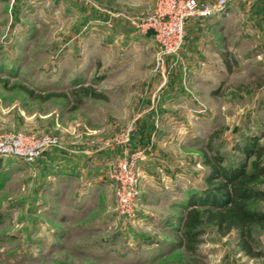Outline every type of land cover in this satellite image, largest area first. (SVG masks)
I'll return each mask as SVG.
<instances>
[{"label":"rangeland","instance_id":"374dc122","mask_svg":"<svg viewBox=\"0 0 264 264\" xmlns=\"http://www.w3.org/2000/svg\"><path fill=\"white\" fill-rule=\"evenodd\" d=\"M158 4L0 0V136L55 142L33 162L0 154V264H264L258 227L262 257L211 224L196 254L176 247L191 196L208 191V142L229 166L264 145V0L189 20L171 54L154 37L171 19L141 28ZM80 85L104 97L78 105ZM135 152L127 216L112 176Z\"/></svg>","mask_w":264,"mask_h":264},{"label":"trees","instance_id":"16d2710c","mask_svg":"<svg viewBox=\"0 0 264 264\" xmlns=\"http://www.w3.org/2000/svg\"><path fill=\"white\" fill-rule=\"evenodd\" d=\"M229 66V65H228ZM33 95V90H25ZM76 104L84 97H104L96 94L92 87L80 85L71 91ZM63 96H66L65 94ZM203 152L208 166L206 182L208 191L204 195L191 196L190 207L180 219L179 238L176 247L189 254H196L205 224H211L221 235L235 232L238 247L249 257H262L259 240L254 227L264 231V191L256 183L264 175V145L257 141L242 149L245 160L239 165H226L224 156L212 140ZM203 205V209L198 206Z\"/></svg>","mask_w":264,"mask_h":264},{"label":"built area","instance_id":"2783aa9c","mask_svg":"<svg viewBox=\"0 0 264 264\" xmlns=\"http://www.w3.org/2000/svg\"><path fill=\"white\" fill-rule=\"evenodd\" d=\"M230 0H217L215 4L201 3L198 0H159L153 16L142 19L141 28L144 32L157 31L161 22L171 19V27L162 34H155L159 48L166 54L178 51L186 41L185 27L191 19H208ZM253 1V0H248ZM166 6V7H165ZM169 8L168 12H164ZM54 140L44 137L41 140L28 141L24 136H0V154L23 159L26 162L35 161L48 147L54 145ZM142 159L141 152L130 154L119 162L118 169L113 174L118 196V209L121 214L134 215L138 197L137 165Z\"/></svg>","mask_w":264,"mask_h":264},{"label":"crops","instance_id":"0c3cea01","mask_svg":"<svg viewBox=\"0 0 264 264\" xmlns=\"http://www.w3.org/2000/svg\"><path fill=\"white\" fill-rule=\"evenodd\" d=\"M76 159V158H75ZM76 160H78V159H76Z\"/></svg>","mask_w":264,"mask_h":264}]
</instances>
